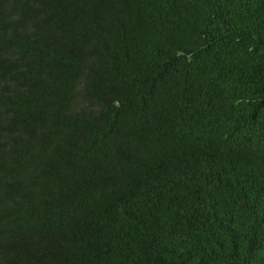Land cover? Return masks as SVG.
Listing matches in <instances>:
<instances>
[{"label":"trees","instance_id":"trees-1","mask_svg":"<svg viewBox=\"0 0 264 264\" xmlns=\"http://www.w3.org/2000/svg\"><path fill=\"white\" fill-rule=\"evenodd\" d=\"M0 264H264V0H0Z\"/></svg>","mask_w":264,"mask_h":264}]
</instances>
